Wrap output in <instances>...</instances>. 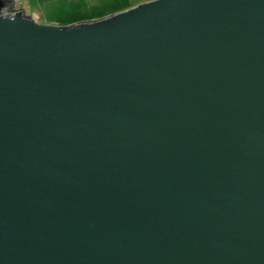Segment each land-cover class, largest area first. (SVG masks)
Here are the masks:
<instances>
[{
	"label": "water",
	"instance_id": "1",
	"mask_svg": "<svg viewBox=\"0 0 264 264\" xmlns=\"http://www.w3.org/2000/svg\"><path fill=\"white\" fill-rule=\"evenodd\" d=\"M0 264H264V0H0Z\"/></svg>",
	"mask_w": 264,
	"mask_h": 264
},
{
	"label": "rangeland",
	"instance_id": "2",
	"mask_svg": "<svg viewBox=\"0 0 264 264\" xmlns=\"http://www.w3.org/2000/svg\"><path fill=\"white\" fill-rule=\"evenodd\" d=\"M114 1L125 4L128 0H16L26 15L38 23L50 25L98 19L110 8L115 9L111 5Z\"/></svg>",
	"mask_w": 264,
	"mask_h": 264
},
{
	"label": "crops",
	"instance_id": "3",
	"mask_svg": "<svg viewBox=\"0 0 264 264\" xmlns=\"http://www.w3.org/2000/svg\"><path fill=\"white\" fill-rule=\"evenodd\" d=\"M147 1H151V0H128L125 4H121L120 1H114L113 3H111V5L115 8H110L109 12L102 15L103 17H105L106 15L108 14H112V13H117V12H121V11H124V10H127L131 7H134L140 3H143V2H147ZM99 6H100V3H99ZM102 16H100L99 18H103ZM98 18V19H99Z\"/></svg>",
	"mask_w": 264,
	"mask_h": 264
}]
</instances>
